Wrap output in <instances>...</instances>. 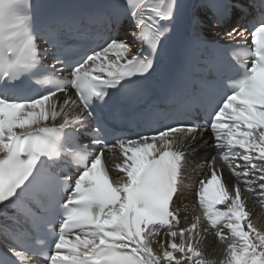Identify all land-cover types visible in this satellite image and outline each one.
<instances>
[{"label":"snow or ice","instance_id":"obj_1","mask_svg":"<svg viewBox=\"0 0 264 264\" xmlns=\"http://www.w3.org/2000/svg\"><path fill=\"white\" fill-rule=\"evenodd\" d=\"M38 10L0 0V264H217L201 247L210 229L219 264H264L247 203L264 209V0H113L45 22ZM185 17L203 70L184 104L125 114L114 98L156 71ZM73 31L95 46L69 51ZM209 142L236 182L213 159L201 214L178 227L187 157Z\"/></svg>","mask_w":264,"mask_h":264},{"label":"bare ground","instance_id":"obj_2","mask_svg":"<svg viewBox=\"0 0 264 264\" xmlns=\"http://www.w3.org/2000/svg\"><path fill=\"white\" fill-rule=\"evenodd\" d=\"M131 31V30H129ZM126 38V37H125ZM199 151L194 155H189L187 157V163L184 168L183 178L180 185V192L178 196L174 199V207L179 208V225L178 227H187L192 223L193 218L198 215V206L195 204V190L198 186L197 177L204 178L206 175L210 174V162L215 159L217 168H222L223 176L228 184H234L235 178L231 175L230 170L218 158L214 155L215 148L211 145V142L203 146H198ZM204 150H208L209 153L206 157H203ZM115 162H119L118 160ZM243 188V184L241 185ZM248 208L252 211L253 222L260 228L264 229V221L260 218L264 215V209L259 205L254 203L252 198L248 200ZM187 212V213H186ZM186 213V214H185ZM201 214V213H200ZM200 227H208L206 221L201 217ZM2 240L3 237H1ZM155 243L154 248L159 247V241L165 239L163 234L158 235L154 238ZM5 241V240H4ZM177 243L179 239L177 238ZM201 247L204 250L205 256L208 259L215 260L217 264L223 259L225 247L219 239L215 236V231L210 229L206 238L203 239Z\"/></svg>","mask_w":264,"mask_h":264},{"label":"rangeland","instance_id":"obj_3","mask_svg":"<svg viewBox=\"0 0 264 264\" xmlns=\"http://www.w3.org/2000/svg\"><path fill=\"white\" fill-rule=\"evenodd\" d=\"M197 211H198V215H200V209H197ZM186 213H187V212H186ZM186 213H185V214H186ZM260 218L264 221V215H261ZM203 228H205V227H203Z\"/></svg>","mask_w":264,"mask_h":264}]
</instances>
